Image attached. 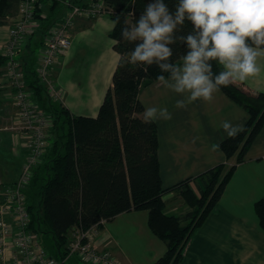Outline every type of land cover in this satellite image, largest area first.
Returning <instances> with one entry per match:
<instances>
[{"label": "trees", "instance_id": "1", "mask_svg": "<svg viewBox=\"0 0 264 264\" xmlns=\"http://www.w3.org/2000/svg\"><path fill=\"white\" fill-rule=\"evenodd\" d=\"M20 1L0 0V25L17 14ZM62 1L51 0L50 15L41 22L44 28L38 33L44 34L46 26L59 15ZM73 1L84 5L93 0ZM102 1L113 13L115 25L110 36L120 58L112 86L96 116L72 114L46 93L35 70L30 71L33 99L52 120L46 153L26 190L30 229L53 256L64 259L69 254V235L74 228L87 231L97 224L102 228L101 221H110L124 212L147 210L150 229L167 245L166 252L154 264H179L192 236L214 210L237 165L245 160L264 127V91H252L239 82L221 86L220 91L248 112L244 130L235 138L227 136L221 141L226 162L165 188L160 173L158 124L144 121L145 106L139 94L159 75L168 77V73L155 64L146 66V70L145 66L130 63L120 65L121 57L139 43L123 40L121 30L125 24L138 21L153 0ZM164 3L174 13L178 0ZM41 10L36 9L35 19L42 18ZM192 30V23L186 20L176 35L186 36ZM169 46L173 50L170 62L180 63L179 57L188 50L186 44L177 41ZM7 62V56L0 53V67ZM212 64L218 73L221 68L215 61ZM1 100L0 88V104ZM233 157L235 162L229 165L227 162ZM173 191L192 207L183 216L165 211L164 195ZM255 211L264 230V199L255 202ZM68 264L84 263L77 259Z\"/></svg>", "mask_w": 264, "mask_h": 264}, {"label": "crops", "instance_id": "2", "mask_svg": "<svg viewBox=\"0 0 264 264\" xmlns=\"http://www.w3.org/2000/svg\"><path fill=\"white\" fill-rule=\"evenodd\" d=\"M61 6L64 7L62 3ZM47 7L48 3H44L42 18L35 19L34 31L22 41L17 55L31 92L33 76L30 71L39 64V53L36 55L33 50L34 41L42 47L45 37L43 34L40 39L37 28L46 17ZM62 12L63 9L59 14ZM11 24V19H8L6 24L0 25V53H3L8 43V27ZM114 25V21L107 16L91 20L79 16L71 29L73 43L70 50L61 54L53 66L54 81L61 89L59 98L55 100L65 105L72 114L88 117L97 115L107 90L112 86L113 73L120 58L113 48L115 40L110 36ZM91 33L104 37L101 48L94 43ZM91 48L92 53L96 52L91 61L83 63L87 53L91 54ZM83 64L94 72L92 80L87 78L88 73L85 79L80 80L78 72ZM258 64L262 68L259 76L239 82L255 92L264 91V58H260ZM69 69H76L78 74L68 77ZM0 88V123L2 126L11 125L16 106L6 64L0 67ZM139 96L145 109L153 106L167 108L172 114L171 120H155L160 139V173L165 188L226 162L220 147L219 150H212L213 144L220 146L227 137L222 123L229 121L234 126H244L249 118L243 107L220 90L213 94L211 101L198 99L186 108H177L176 101L184 97L167 90L158 80L143 88ZM86 100L92 102L91 109L85 103H79ZM22 145V138L17 134L0 132V149L15 151L25 157ZM234 162L235 157L227 163L230 165ZM16 177L7 166H4V170L0 168V184L11 183ZM173 193L164 195L166 213L181 215L189 211V205L180 199L181 196L174 199ZM260 199H264V127L245 160L237 165L214 210L192 236L179 264H264V230L255 211V202ZM148 221L147 210L121 213L100 229L95 239L97 246L112 252L121 264H154L166 252L167 245L152 232Z\"/></svg>", "mask_w": 264, "mask_h": 264}, {"label": "clouds", "instance_id": "3", "mask_svg": "<svg viewBox=\"0 0 264 264\" xmlns=\"http://www.w3.org/2000/svg\"><path fill=\"white\" fill-rule=\"evenodd\" d=\"M190 21V34L176 32ZM121 37L126 42L139 41L128 54L121 57L120 65H157L165 75L158 81L167 89L182 95L177 108H186L198 99L211 101L221 88L261 74L258 64L264 58V0H178L175 12H170L164 0L147 4L132 25L125 24ZM185 43L186 54L180 63L170 62L173 50L169 45ZM215 61L221 70H213ZM171 120L167 108L148 107L144 121ZM229 138H235L242 125L224 121L221 125ZM213 144L212 150H219Z\"/></svg>", "mask_w": 264, "mask_h": 264}, {"label": "built area", "instance_id": "4", "mask_svg": "<svg viewBox=\"0 0 264 264\" xmlns=\"http://www.w3.org/2000/svg\"><path fill=\"white\" fill-rule=\"evenodd\" d=\"M43 4V0L20 1L17 14L10 18L15 20L8 27L9 40L3 51L8 58L7 74L11 79L16 112L10 127L2 128L0 123V132L5 128L16 129L27 140L22 145L25 161L18 178L13 183L0 184V264H67L73 256L79 257L84 263L121 264L112 252L99 250L94 245V238L101 229L98 224L87 231L74 228V239L69 242V254L64 259L53 256L30 229L31 216L26 204V190L35 167L46 153L52 120L33 99V92L27 87L24 69L17 55L22 41L33 33L36 9H42ZM62 4L61 15L46 26L44 42L39 49V64L35 69L36 77L54 100L59 98L61 89L54 81L52 69L58 57L67 53L72 46L71 29L76 17L84 15L95 18L112 12L102 0H93L84 5L63 0Z\"/></svg>", "mask_w": 264, "mask_h": 264}, {"label": "rangeland", "instance_id": "5", "mask_svg": "<svg viewBox=\"0 0 264 264\" xmlns=\"http://www.w3.org/2000/svg\"><path fill=\"white\" fill-rule=\"evenodd\" d=\"M47 3H48V7H47V9H46V12H45V15L47 16V15H49V13H50V7H51V0H47L46 1ZM61 14H59L58 15V17L60 16ZM113 13L111 12V13H105V14H103V15H101V17L102 16H107V17H109L111 20H113ZM48 17V16H47ZM79 16H77L76 17V19L78 18ZM80 17H85V18H87V19H93V18H88V17H86V16H84V15H82V16H80ZM97 17H99L100 18V16H97ZM97 17H95V18H97ZM8 19H10V18H8ZM76 19H75V21H76ZM14 20L15 19H11V21L12 22H14ZM114 21V20H113ZM44 25H46V24H44ZM40 28H44V26H41V23L39 24V27L37 28V29H40ZM40 34V36H41V38L40 39H42L43 38V34L42 33H39ZM99 34H96V33H91L90 34V36L91 37H93L94 39H92V40H94V43H96V45L98 44V47L99 48H101L102 46H101V44H103V39H104V37L101 35V36H98ZM36 42L37 41H34V48L35 49H33L34 51H35V53H36V55L39 53V49H40V45H37L36 44ZM88 46H90V44L88 45ZM90 52H91V54L90 53H87V55L85 56V58H84V61H83V63H86L87 61H91V58H92V56L94 55V52H96V51H94L93 53H92V48H91V50H90ZM35 55V56H36ZM97 57V56H96ZM95 57V58H96ZM94 58V59H95ZM93 59V60H94ZM70 67V66H69ZM81 69H80V71L78 72V73H76V69H69L68 70V77L70 76V75H76V74H78V76L80 77V80H82V79H85V75H86V73H88L87 74V78L90 80H92L93 79V76L95 75L94 74V72L92 71V69H88L87 68V66H86V64L84 65H82L81 67H80ZM95 71V70H94ZM53 73V72H52ZM95 73H96V75H97V71H95ZM167 78V77H166ZM88 87H92L91 85H89ZM87 87V88H88ZM79 103H85V105L88 107V109H91L92 108V106H91V103L92 102H90V101H84V102H79ZM65 106V105H64ZM100 108V107H99ZM99 111V110H98ZM96 116V115H95ZM10 127V125H6V127ZM3 127H5V126H2V128ZM3 131H9V132H11L12 134L13 133H15V134H17L18 136H19V138L21 139L22 138V141H25V140H27V138H23V136H21V132H19L18 130H16V129H9V130H6V128L3 130ZM24 161H25V157L22 155V154H20V153H18V152H15V151H11V150H4V149H0V163H2V165L0 164V168L2 169V170H4V166H7V168H9V169H11L12 170V172H13V174H14V176L16 177V179L18 178V176H19V173L18 172H20L19 170H21V167H22V165H23V163H24ZM37 167V166H36ZM35 167V168H36ZM15 179V180H16ZM173 194H175V195H173L174 196V199H178V197H180V194L179 193H177L176 191H174V193ZM180 199H182L183 200V202H185V200L182 198V196H181V198ZM187 204V203H186ZM165 207H166V202H165ZM189 210H192V207H190V209ZM166 211V210H165ZM188 212V211H187ZM187 212H185V213H182L180 216H183V215H185ZM106 223V222H105ZM104 223V224H105ZM76 232V229H73L72 230V232L70 233V235H69V240L70 241H72L73 239H74V233ZM90 235H93V236H95L94 234H92V233H90ZM95 239H96V236H95V238H94V245L97 247V249H99V250H101V248H99L98 246H97V243H96V241H95ZM186 252V251H185ZM113 254V253H112ZM114 255V254H113ZM79 259V257H77V256H73L69 261H68V263L69 262H75L77 259ZM118 259V258H117ZM80 260V259H79ZM80 262L81 263H84V261H82V260H80ZM67 263V264H68ZM84 264H93V263H84ZM96 264H98V263H96Z\"/></svg>", "mask_w": 264, "mask_h": 264}]
</instances>
